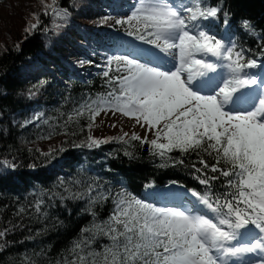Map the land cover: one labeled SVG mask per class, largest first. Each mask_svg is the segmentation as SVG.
<instances>
[{
  "label": "snow or ice",
  "instance_id": "snow-or-ice-1",
  "mask_svg": "<svg viewBox=\"0 0 264 264\" xmlns=\"http://www.w3.org/2000/svg\"><path fill=\"white\" fill-rule=\"evenodd\" d=\"M42 3L46 15L49 10L57 17L68 15L57 7V0ZM227 15L204 0H138L131 14L109 25L159 50L172 67L141 62L131 54L108 58L102 75L109 90L85 99L66 123L87 115L91 130L102 113L132 118L153 138L132 133L130 140L148 144L153 155L174 164L186 165V159L170 153L194 156L186 166L205 191L188 189L195 200L186 206H157L123 188L115 196L107 189L97 191L93 184L82 191L65 188L66 196L54 197L61 203L86 199L84 211L93 222L80 230L61 258L47 264H264V76L251 71L264 67V36L254 57L252 49L218 37L201 23L223 16L221 22L227 25ZM33 19L36 23L25 29L29 34L39 23L35 14ZM108 20L105 17L100 24ZM243 27L254 31L248 20ZM139 54L156 55L147 50ZM43 116L36 113L25 123ZM128 135L119 139L127 143ZM108 142L87 137L88 147ZM0 164L15 167L7 160ZM216 181L220 185L214 191ZM110 197V215L97 222L93 208ZM28 207L34 208L33 215L50 218L42 198L19 207L16 215H29ZM9 225L0 228V253L9 245L6 235L20 227L11 221ZM101 236L108 243L98 244Z\"/></svg>",
  "mask_w": 264,
  "mask_h": 264
},
{
  "label": "trees",
  "instance_id": "trees-1",
  "mask_svg": "<svg viewBox=\"0 0 264 264\" xmlns=\"http://www.w3.org/2000/svg\"><path fill=\"white\" fill-rule=\"evenodd\" d=\"M117 2L57 0V7L66 9L68 15L54 14L50 19V10L46 15L40 0L35 11L39 18L37 27L31 34L25 31L30 23H36L32 14L31 22L23 28V36L19 34L18 40L0 50V162L7 160L15 165L5 168L0 164V228L9 227V221L20 225L4 238L9 245L0 253V264L54 262L71 247L80 230L93 222L92 215L84 211L86 199L61 203L54 197L55 193L66 196L65 188L75 192L93 184L97 191L107 189L113 196L123 188L146 199L147 189L161 190L177 181L174 186L177 194H187L188 189L205 191L206 186L200 185L186 166L194 156L170 153L173 158L186 159V165L174 164L153 155L148 144L131 141L130 136L124 138L127 143L121 141L119 137L124 135L106 137L108 143L88 147L87 137L92 135L93 126L91 130L87 127V115L78 118V122L66 123L68 115L85 99L109 90L107 78L97 64L102 50L114 45L115 34H126L119 26L109 27L114 23L106 10ZM204 3L208 7H221L228 14V22L234 19L251 23L256 36L247 38L248 42L242 29L239 44L252 49L255 57L264 36V0H204ZM105 17L109 18L108 24H100ZM39 112L44 113L40 120L25 123ZM45 119L48 123H44ZM82 142L84 146H75ZM50 151L51 155H42ZM148 184L153 187L147 188ZM214 184L215 191L220 181ZM50 196L53 199L49 200ZM39 198L46 202L49 219L33 215L32 207L27 208L29 215H16L19 207L34 204ZM112 209L111 197L97 204L93 208L97 222L106 220ZM37 232L41 234L36 235ZM32 236L35 239L29 238ZM105 243L106 237L98 238V244Z\"/></svg>",
  "mask_w": 264,
  "mask_h": 264
},
{
  "label": "rangeland",
  "instance_id": "rangeland-1",
  "mask_svg": "<svg viewBox=\"0 0 264 264\" xmlns=\"http://www.w3.org/2000/svg\"><path fill=\"white\" fill-rule=\"evenodd\" d=\"M39 2L40 0H0V50L5 44L11 45L19 34L23 36V28L26 27L28 21L31 22V15L35 14ZM49 14L50 19H52L54 14L51 11ZM127 15H121L117 18H123ZM115 19L113 18L114 21ZM157 51L160 54L159 50ZM103 54H106V51H103ZM163 63L169 64L164 59ZM126 132L129 134L128 136L136 133L142 137L147 135L148 139L153 138L152 133L146 132L145 128H141L136 124L134 119L124 117L119 113L116 115L110 113L104 115L102 113L97 117L93 125L92 136L97 139H105L113 135H124Z\"/></svg>",
  "mask_w": 264,
  "mask_h": 264
}]
</instances>
